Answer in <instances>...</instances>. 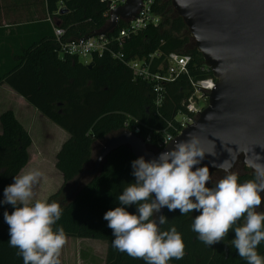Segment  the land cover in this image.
<instances>
[{"label": "trees", "instance_id": "1", "mask_svg": "<svg viewBox=\"0 0 264 264\" xmlns=\"http://www.w3.org/2000/svg\"><path fill=\"white\" fill-rule=\"evenodd\" d=\"M110 0H44L47 16L53 17L66 30L67 39L88 38L105 33L115 35L125 22L120 20L113 30L109 13ZM68 12L60 14V7ZM160 16L158 26H150L133 36L123 52L127 58L144 57L154 52L178 53L191 57L188 75L165 86V101L156 107L153 85L136 79L134 74L109 54L95 56L91 67L77 58L62 59L56 40L49 34L41 41L17 49L0 72V86L8 85L42 116L65 131L69 138L56 156V168L62 174L63 185L48 197L47 202L61 206L62 215L53 225L63 228L66 237L94 239L108 244L107 264H145L112 247V230L103 214L116 206V196L127 183L134 182L131 161L136 159L129 147L121 148L104 160L96 171L95 144L128 130L139 136L148 149L155 147L177 124L176 116L185 110L183 102L193 93L191 79L213 77L205 66L189 30L171 6V0H161L154 7ZM0 199L3 189L13 183V177L30 162L32 140L29 132L8 111L0 117ZM139 133H136V130ZM149 140V141H148ZM156 153V152H155ZM96 171V172H95ZM231 171L239 181L255 179V172L240 160ZM210 183L215 184L225 173L210 169ZM210 186V185H206ZM264 197V193L262 194ZM13 210L0 205V264H23L16 249L8 245V225L3 213ZM129 211H134L130 207ZM257 211H264V200ZM193 212L180 215L179 210L165 211L167 222L163 230L175 226L184 242L182 259L169 264H246L231 240L234 232L210 247L191 231ZM257 251L264 254V242Z\"/></svg>", "mask_w": 264, "mask_h": 264}, {"label": "clouds", "instance_id": "2", "mask_svg": "<svg viewBox=\"0 0 264 264\" xmlns=\"http://www.w3.org/2000/svg\"><path fill=\"white\" fill-rule=\"evenodd\" d=\"M206 153L199 138L189 134L157 158L140 156L131 161L134 182L127 183L103 219L112 230V247L145 264H169L182 259L184 242L175 226L163 230L167 222L161 209L179 210L181 216L195 210L191 231L206 246L224 240L231 230V247L246 264H264L258 246L264 242V211H257L264 200V163L246 161L255 179L240 182L228 161L218 165L225 175L210 183L209 167L202 165ZM42 176L38 169L23 171L3 189L0 205H11L3 213L8 225V245L15 248L23 264H60L66 242L62 227L53 225L62 215L56 202L34 200L33 186ZM210 185V186H206ZM134 207V211H129Z\"/></svg>", "mask_w": 264, "mask_h": 264}, {"label": "water", "instance_id": "3", "mask_svg": "<svg viewBox=\"0 0 264 264\" xmlns=\"http://www.w3.org/2000/svg\"><path fill=\"white\" fill-rule=\"evenodd\" d=\"M171 6L218 81L209 95V105L196 122L158 153L131 131L114 135L99 152L96 171L121 148L129 147L135 158L150 160L189 134L199 138L207 154L201 166L220 170L218 165L228 161L232 169L240 160L253 170L246 161L260 157L258 162L264 163V0H171ZM140 9L141 0H126L112 12L109 30L120 20L130 21ZM66 12V7L60 9V14ZM166 209L157 215H165Z\"/></svg>", "mask_w": 264, "mask_h": 264}, {"label": "built area", "instance_id": "4", "mask_svg": "<svg viewBox=\"0 0 264 264\" xmlns=\"http://www.w3.org/2000/svg\"><path fill=\"white\" fill-rule=\"evenodd\" d=\"M160 1L141 0V9L137 15L130 21H124L125 25L112 36L104 33L88 38L67 39L66 30L57 26V21L48 15L46 20L52 26L58 56L62 59L77 58L79 61L81 58H89V61H86L84 65H90L95 56L101 58L105 54H109L114 60L128 68L136 79L153 85L155 105L158 108L161 107L165 101V86L182 75H188L191 57L174 52L168 54L154 52L144 57L127 58L123 52L126 44L133 36L150 26L160 25L161 18L154 11V7ZM125 4L126 0H110V17L116 8ZM190 81L194 90L189 98L183 102L185 110L178 112L177 124H170V131L166 132L163 139L155 147L156 153L166 149L176 137L198 120L200 114L208 107L209 95L218 83L214 77L200 80L191 79ZM136 133H139L138 129Z\"/></svg>", "mask_w": 264, "mask_h": 264}, {"label": "crops", "instance_id": "5", "mask_svg": "<svg viewBox=\"0 0 264 264\" xmlns=\"http://www.w3.org/2000/svg\"><path fill=\"white\" fill-rule=\"evenodd\" d=\"M46 15L44 0H0V72L8 65L13 53L17 49L23 46H30L46 38L49 34H52V26L47 22ZM8 111L13 112L17 120L29 132L32 140V145L29 149L31 155L30 162L19 174L31 169L42 171V169L38 168V165L47 160L40 153L44 148L38 152L33 147L45 141H40L41 135L43 134L41 129L44 128L43 132L47 133L48 127L53 122L42 116L8 85L3 84L0 86V117ZM57 133L62 138L60 146L54 144L53 138L55 135L53 132L45 138L48 141L46 153L53 152L54 160H56V156L63 143L69 138L68 134L62 137L61 132L58 131ZM51 147L53 150H51ZM36 153L40 155L37 156ZM54 167L57 170L56 166ZM55 172L53 171L52 176L55 175L53 177L54 180H59V185L56 182L53 187L54 189L52 188L51 190L58 188V191L63 185V177L58 170V176L54 174ZM42 182L41 187L44 193H49L47 185L45 186V183H49V180L47 179V181ZM66 239H68L66 242L68 248L61 249L59 256L60 264H107L108 244L105 241L81 238L72 239L68 237ZM87 243L93 250L85 248L88 245ZM95 245H98V248L94 249L92 247ZM76 258L77 261H75Z\"/></svg>", "mask_w": 264, "mask_h": 264}, {"label": "rangeland", "instance_id": "6", "mask_svg": "<svg viewBox=\"0 0 264 264\" xmlns=\"http://www.w3.org/2000/svg\"><path fill=\"white\" fill-rule=\"evenodd\" d=\"M86 61H89V58H81L80 59V63L84 64ZM54 126V127H52ZM43 129H41L42 131V135H41V138H40V141L42 142V144H39V145H35L33 147V149H35L36 151L39 152V150H41L42 152H40L42 154V157L43 158H46L47 160L43 161L40 165H38V168L39 169H42L41 173H42V176L39 178V181L37 184H35L33 186V191H34V200L36 199H47L49 196H51L52 194L56 193L57 189L56 188L55 190H51L54 185L56 184L57 182V185H59L58 181L59 180H54V176L53 175V171L55 172L54 174H56L58 176V173H57V170L55 169L54 166H56V160H54V154L53 152L51 153H46V150H47V146H48V141L45 139L47 138L48 135H51V133L53 132V134L55 135L53 140H54V144L57 145V146H60L61 142H62V138L59 137L58 135V131L62 133V137H64L65 134H67L65 131H63L61 128H59L58 126L54 125L53 123L50 124V126L48 127V132L47 133H44L43 132ZM47 142V144H45ZM106 143V140H101V141H98L96 144H95V147H94V150H95V154H96V157L98 156L99 152L101 151V149L103 148V146L105 145ZM52 148V147H51ZM53 150V148L51 149ZM37 156H39L40 154L39 153H36ZM47 179L49 180V183H45V186L47 185V188H48V191L49 193H44V190L42 189V184L43 182L42 181H47ZM58 179V177H57ZM63 183V182H62ZM60 187V186H59ZM54 189V188H53ZM73 239V238H72ZM68 241V239H66V242ZM65 242L64 246L62 247L63 248H68V245L67 243ZM88 244V243H87ZM98 245H95V246H92L95 248H98L97 247ZM85 248L87 249H91V246L88 244L87 246H85ZM93 250V248L91 249ZM103 253V252H102ZM75 261H77V258L75 259Z\"/></svg>", "mask_w": 264, "mask_h": 264}, {"label": "flooded vegetation", "instance_id": "7", "mask_svg": "<svg viewBox=\"0 0 264 264\" xmlns=\"http://www.w3.org/2000/svg\"><path fill=\"white\" fill-rule=\"evenodd\" d=\"M263 193H261V195H262Z\"/></svg>", "mask_w": 264, "mask_h": 264}]
</instances>
